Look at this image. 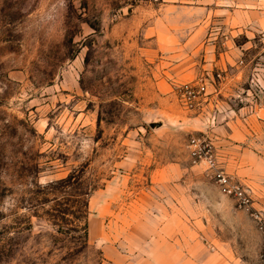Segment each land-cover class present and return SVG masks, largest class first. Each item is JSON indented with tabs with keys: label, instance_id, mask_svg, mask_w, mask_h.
Wrapping results in <instances>:
<instances>
[{
	"label": "rangeland",
	"instance_id": "1",
	"mask_svg": "<svg viewBox=\"0 0 264 264\" xmlns=\"http://www.w3.org/2000/svg\"><path fill=\"white\" fill-rule=\"evenodd\" d=\"M0 264H264V0H0Z\"/></svg>",
	"mask_w": 264,
	"mask_h": 264
},
{
	"label": "built area",
	"instance_id": "2",
	"mask_svg": "<svg viewBox=\"0 0 264 264\" xmlns=\"http://www.w3.org/2000/svg\"><path fill=\"white\" fill-rule=\"evenodd\" d=\"M206 86L199 83H186L179 88V98L189 110H198L203 104ZM192 159L196 163H204L212 172L214 179L227 194L234 195L241 205H249L250 198L230 177L218 167L216 155L211 142L206 137H193L190 141Z\"/></svg>",
	"mask_w": 264,
	"mask_h": 264
},
{
	"label": "crops",
	"instance_id": "3",
	"mask_svg": "<svg viewBox=\"0 0 264 264\" xmlns=\"http://www.w3.org/2000/svg\"><path fill=\"white\" fill-rule=\"evenodd\" d=\"M220 63H222L221 59L216 61V64H220ZM236 135H237V137L241 138V140H242V138L246 137V135H245V133L243 131H238L237 132L236 130H233V131L230 132V136H232L233 138H235Z\"/></svg>",
	"mask_w": 264,
	"mask_h": 264
},
{
	"label": "water",
	"instance_id": "4",
	"mask_svg": "<svg viewBox=\"0 0 264 264\" xmlns=\"http://www.w3.org/2000/svg\"><path fill=\"white\" fill-rule=\"evenodd\" d=\"M162 125V121H156L155 123H152L153 127H157V126H161Z\"/></svg>",
	"mask_w": 264,
	"mask_h": 264
}]
</instances>
